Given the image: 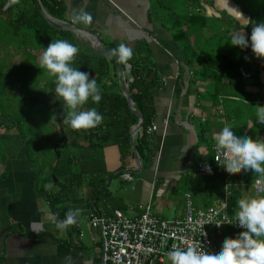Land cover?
<instances>
[{
  "label": "crops",
  "instance_id": "obj_1",
  "mask_svg": "<svg viewBox=\"0 0 264 264\" xmlns=\"http://www.w3.org/2000/svg\"><path fill=\"white\" fill-rule=\"evenodd\" d=\"M180 1L185 0H174L173 4L178 12H191L198 7L186 0L190 1L189 7L183 4L182 9ZM56 2L61 6L58 9L49 11L43 7L56 23L93 31L107 49L124 43L134 49L133 54L140 56L142 63L152 65L154 75L159 76L162 87L153 92V122L158 129L148 138L152 162L147 169L143 166L140 173H130L132 179H125V171L137 168L133 148V154L123 159L119 146H106L103 168L109 174L105 192L110 191V195L93 199L89 179L76 192L62 187L58 210L79 208L81 213L77 223L61 233L55 228L49 187L42 190L36 183V175L22 150L20 133L0 127L8 141L5 164L0 163V174L8 172L0 181V264H103L100 231L89 222L93 209L105 217L115 210L134 216L144 205L152 203L156 215L168 219L164 211H169L176 219L185 214L186 201L184 204L176 194L183 189L185 198L189 194L196 210L222 208L227 203L228 213L235 217L236 203L230 202L235 190H241V198H256L253 183L260 178L264 185V179L251 170H238L233 177L232 193L226 195L224 177L213 162L212 139L225 124L231 125L238 136L247 133L252 139H264V125L256 122L255 114L248 115L250 106H264V56H256L249 47L241 49L228 44L229 33L234 31L243 32L247 38L250 24L235 20V25L233 19L224 16L225 0H199L206 19H194L192 26L182 19L166 22L163 16L169 11L164 5L160 9L155 7L154 0ZM229 5L240 11L234 3L229 1ZM73 9L88 12L91 22L87 26L73 25ZM243 16L250 20L249 15ZM176 24L185 33L180 30L176 34L172 28ZM54 29L70 33V39L76 40L80 49L94 50L88 34ZM187 60H191L189 65ZM216 75L222 76L226 95L217 93ZM118 84L122 87L120 77ZM60 129L64 133L61 124ZM200 163L207 164L211 172L200 173ZM114 179L116 184L111 190ZM82 218L86 220L88 241ZM208 231L220 245L225 237L235 238L240 233L229 226L220 233L211 226Z\"/></svg>",
  "mask_w": 264,
  "mask_h": 264
},
{
  "label": "trees",
  "instance_id": "obj_2",
  "mask_svg": "<svg viewBox=\"0 0 264 264\" xmlns=\"http://www.w3.org/2000/svg\"><path fill=\"white\" fill-rule=\"evenodd\" d=\"M7 1L0 0V10L5 7ZM40 1L43 7L49 11L61 7L56 2L57 0ZM191 1L196 3L197 9H193L191 12L186 10L184 13L178 12L173 6L174 0H154V6L160 9L161 5H164L165 9L169 11L167 15L163 16L166 22L170 23V19H182L186 24L190 23L192 26L194 25V19L202 18V20H205L206 16L202 12L203 8L199 0ZM229 1L234 3L240 9V12L249 15L251 21L264 20V0ZM188 7L189 4L186 8ZM233 23L235 24L234 19ZM172 28L176 34L180 30L185 33L177 24ZM70 35L68 32H58L46 22L37 0H16L0 13V50H5L6 58L11 56V48L16 53L23 55L21 62L11 63V65L5 64L6 58L0 57V113L4 110V103H9L8 98L15 94L14 85L16 83L12 81L21 80L19 88L28 87L33 83L32 77L34 74L41 72L38 64L40 55L32 53L31 50L43 52V49L52 41L58 39L67 40L78 47L79 51L74 57L72 66L78 68L79 71L89 73V78H95L101 90L100 102L94 104L89 99L81 110L96 108L103 117L102 122L94 128L74 131L62 122L63 111L66 110H63L60 102L54 99L52 79L47 84L35 81L37 86L29 89V99L32 103L34 99L43 97L44 105L42 107L48 108L56 114V129L58 130L53 128L55 140L52 144L56 147L52 164L50 165L46 160L38 164L34 163L31 160L30 152H27V161L36 175V183L40 185L42 190L49 187L48 199L55 214V221L62 220V217H65V212H67L66 209L59 211L57 207L62 200L59 198L62 187L70 193L76 192L77 188L89 179L91 181L90 192L92 190L90 195L93 199L99 200L110 195V191L105 192V183L109 174L103 168L105 162L104 148L115 144L119 146L120 155L123 159L128 155H132L130 132L133 126L138 123V117L131 111L126 97L122 94V87L118 84L116 59L97 54L92 49L89 51L80 49L78 42L70 39ZM114 48L110 47L109 50L112 51ZM141 60L140 56L133 54L132 58L124 64L128 63L130 65L127 73L130 97L135 103V109L144 116V126L142 131L136 135L135 144L142 158L143 166L147 169L152 161L150 145L148 144L149 136L146 134V129L153 123L155 117L153 92L162 87V82H160L159 76L154 75L152 65L142 63ZM190 62L191 60H187L188 65ZM222 74H225V69L222 70ZM217 76L215 77L217 93L226 95L225 93H228V91L224 88L223 78L222 76L217 78ZM23 90L25 89L23 88ZM3 100L5 101L3 102ZM38 107L32 105L29 109H39ZM10 119L9 116L0 114V127L15 129L16 125L13 126L14 123ZM60 124L67 138L65 143ZM202 136L204 135L202 134ZM7 143L8 141H5L3 151L6 150ZM4 160H6L5 153ZM7 174V171L2 172L0 181L5 179ZM262 178L264 179V177ZM54 179H56V182ZM241 196V190H235L234 195L230 198L231 204H235Z\"/></svg>",
  "mask_w": 264,
  "mask_h": 264
},
{
  "label": "clouds",
  "instance_id": "obj_3",
  "mask_svg": "<svg viewBox=\"0 0 264 264\" xmlns=\"http://www.w3.org/2000/svg\"><path fill=\"white\" fill-rule=\"evenodd\" d=\"M222 13L229 19L236 20L237 23L243 21L244 25L252 26L247 38L241 31L229 33L228 44L241 49L250 47L256 56H264V20L251 21L245 18L242 12L229 5V0H225ZM91 19V15L83 9L72 11L73 25L87 26ZM78 51L76 45L58 39L44 48L38 59L39 68L53 80L54 99L60 102L63 110H66L63 111L62 122L74 131L94 128L103 120L96 108L81 110L89 99L94 104H98L101 100V90L95 78H89V73L79 71L72 66ZM112 54L119 63L123 64L132 58L133 51L124 43H120L112 50ZM255 115L256 122L264 125V106H259ZM212 139L216 151L223 152V160L219 157L215 158L218 166H222L228 173L251 170L252 173L264 177V139H252L247 133L238 136L234 134L229 124H225ZM205 170L211 172V168L207 165ZM236 207L235 224L243 231L235 238L225 237L222 246L214 250L192 246L183 249L173 248L167 253L171 264H264V197L241 198L237 200ZM80 213L81 209L70 208L63 220L55 222V228L61 233L65 232L69 226L77 223ZM215 215L209 214L202 226L214 223L219 227L222 222L227 221L223 218L216 219ZM227 222L233 224L231 221Z\"/></svg>",
  "mask_w": 264,
  "mask_h": 264
},
{
  "label": "built area",
  "instance_id": "obj_4",
  "mask_svg": "<svg viewBox=\"0 0 264 264\" xmlns=\"http://www.w3.org/2000/svg\"><path fill=\"white\" fill-rule=\"evenodd\" d=\"M157 131V125L153 122L146 129V134L152 136ZM213 162L219 173L224 177V186L227 196L233 189V177L238 171L228 173L222 166H218L215 158L223 160V152L214 149ZM205 163H200L198 171L208 173ZM125 179H132L129 173H124ZM256 198L264 197V185L260 178L253 183ZM227 203L222 208L211 207L207 210H196L189 194H186V209L183 217L166 219L159 217L153 211L152 203L142 207L138 215L128 216L121 210H115L109 217H105L97 211L89 215V222L99 229L102 248L103 264H162L167 258V253L173 248H186L192 246L206 250H214L222 245L216 242L208 227H213L220 233L225 226L231 227L236 232L243 231L235 223V217H231L227 211ZM214 213L216 219L223 218L227 221L219 227L213 224H202L209 214ZM171 264V262H170Z\"/></svg>",
  "mask_w": 264,
  "mask_h": 264
},
{
  "label": "rangeland",
  "instance_id": "obj_5",
  "mask_svg": "<svg viewBox=\"0 0 264 264\" xmlns=\"http://www.w3.org/2000/svg\"><path fill=\"white\" fill-rule=\"evenodd\" d=\"M181 2V1H180ZM183 4L186 7L188 5V1L181 2V7L183 9ZM159 8V7H158ZM159 12V10H158ZM12 30V28H10ZM12 54L11 56L6 58V52L4 49L0 50V57L6 58L7 65H11V63H15L18 61L23 60V55L16 53L14 49L11 48ZM134 51V49H133ZM32 53L36 55H41V52H38L36 50H31ZM39 70H41L39 68ZM51 78H49L43 70L41 72H37L32 77V85H29L28 87L23 86V88H19L21 85V80H14L13 83H16L14 91L15 95H11V97L8 98L9 103H4V110L2 113H0L2 116L5 114L7 117L11 118L13 126L16 125L15 129L20 133L21 141H23V152L26 154L27 152H30L31 160L32 162H36L37 164L42 162L43 160H46L50 165L52 164V160L54 158L55 154V145L52 144V142L55 140V133L53 131V128L56 129V114L54 111H50L48 108H43V97L37 98L33 100V103L31 102L30 98V92L29 89H31L33 86H37L35 81H38L41 84H47ZM4 97V96H3ZM2 97V98H3ZM5 100H3L4 102ZM32 105L39 106V109H29V107H32ZM243 106H245L244 103H242ZM9 106V108H8ZM42 107V108H41ZM246 107V106H245ZM250 111H248V115L256 114V109L253 105L250 106ZM40 111V112H33V111ZM53 112V113H51ZM247 114V113H246ZM12 127V126H10ZM0 131V163L4 165V153L7 152L3 151V146L5 145V141L7 139L3 137V133ZM46 163V164H48ZM50 167V166H49ZM48 167V169H49ZM115 179L112 181L110 189L112 190L115 183ZM119 187V186H117ZM183 187V186H182ZM177 195L183 199V203L185 204L186 198H185V192L183 193V189L181 191L176 192ZM184 197V198H183ZM185 199V201H184ZM47 208V206H46ZM82 221L84 219L82 218ZM86 221V220H85ZM85 221L83 225L84 233H85V239H87V229L85 226ZM86 241V242H87ZM91 245V243H90ZM162 264H170V261L168 258L165 259L164 263Z\"/></svg>",
  "mask_w": 264,
  "mask_h": 264
},
{
  "label": "water",
  "instance_id": "obj_6",
  "mask_svg": "<svg viewBox=\"0 0 264 264\" xmlns=\"http://www.w3.org/2000/svg\"><path fill=\"white\" fill-rule=\"evenodd\" d=\"M16 0H8V2L6 3L5 7H3L0 10V13H2L3 11H5L11 4H13ZM39 9L43 15V17L45 18V20L54 28H57L59 30H76V31H81L82 33L88 34L90 36V39L92 41L94 50L101 55H105L107 57H112L114 59L115 56L112 54V51L107 49L104 46V43L102 42V40L99 38V36L94 33L91 30H87V29H81L77 26H65V25H59L58 23H56L54 20H52V17H50V15H48L46 13V11L44 10L40 0H37ZM117 61V60H116ZM117 65H118V74L119 77L121 78V82H122V88H123V94L126 97L127 101H128V105L131 109V111L138 117V123L133 126L131 132H130V139H131V144H132V148H133V152H134V157H135V161H136V165L137 168L133 169V170H129V171H125L126 173H140L143 170V162H142V158L137 150L136 144H135V137L136 135L143 129L144 126V116L139 113L134 106V102L132 101L131 97H130V93L128 91V82H127V73H128V65L127 64H122L119 63L117 61ZM63 137H64V143L66 142V136L63 133ZM121 173V172H120ZM108 183L109 180H107V185L106 187L108 188ZM166 217L171 220L173 213L169 212V211H164Z\"/></svg>",
  "mask_w": 264,
  "mask_h": 264
},
{
  "label": "bare ground",
  "instance_id": "obj_7",
  "mask_svg": "<svg viewBox=\"0 0 264 264\" xmlns=\"http://www.w3.org/2000/svg\"><path fill=\"white\" fill-rule=\"evenodd\" d=\"M78 32V31H77ZM80 35V34H79ZM81 36V35H80Z\"/></svg>",
  "mask_w": 264,
  "mask_h": 264
}]
</instances>
